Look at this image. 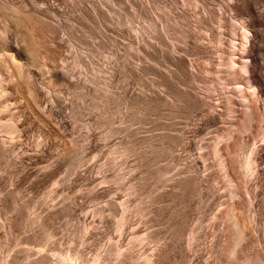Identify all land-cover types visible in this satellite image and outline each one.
<instances>
[{"label": "rangeland", "instance_id": "1", "mask_svg": "<svg viewBox=\"0 0 264 264\" xmlns=\"http://www.w3.org/2000/svg\"><path fill=\"white\" fill-rule=\"evenodd\" d=\"M231 2L232 0H139V16L136 25L138 24L137 26L140 28V55L138 56L140 61L137 59L140 69L137 79H134L137 86L132 84L134 80L130 83L131 79L127 83L128 85L130 83L127 86L129 88L125 89L127 92H122L124 89L117 88V85L114 88L117 97L124 93L123 95L131 100L134 89L132 87H136L134 91H138V102L134 111L123 106L119 113H117V109H119L120 103L117 98L106 99L103 109L99 111H93L90 100L86 98V103L82 105L79 115L71 112V106L66 107L63 116L71 122L74 139L80 141L81 137L88 136L84 149L78 148L76 141H74L73 147H64L65 144L63 145L62 140L65 138V131L59 125L60 117L58 119L57 115L54 117L48 113L51 115V120L47 113L45 114L40 108H37L38 104L35 106L33 104L36 107L33 109L32 106L33 112L32 110L30 112V108L24 107L22 110L25 111L23 112V114L25 113L24 118L22 117L20 121L24 125L21 144L15 146L14 153L7 154L0 150V264H36L34 261L39 256L28 263L26 255H28V251L32 257L38 251L50 249L51 244L44 242L46 233L52 235L51 241L58 244V249H62V247L70 249L72 261H74V251L78 249L88 261H92L98 253L104 252L102 260L95 264H134L133 256L134 258L140 257V255L145 256L153 250L165 248L168 251L165 252L162 264H200L196 260L193 262V259L189 257L184 258L186 255L185 245L188 243L187 237H189V233H193V237L201 239L206 247L215 241L213 234L218 232V229L215 231L216 228L213 224L215 217L220 219L222 216L226 220L230 218L225 215L226 212H222L224 208L219 205L221 190H217L219 193H214L211 197L206 196L204 192L209 188V185L216 189L211 181H207V178L199 185V188L204 191L202 195L189 194L187 197L192 195L189 199L184 198V200L177 201L180 205L175 204L177 202L170 198L169 193L171 192L169 191L172 189L170 187L172 178L177 170L185 167L189 158L188 154L192 155L198 152L195 147L192 151H185V142L192 141L194 144H201L203 138L206 137L196 129L201 125L208 112L195 105L194 97L209 100L216 106L218 93L210 91L211 77L209 75L211 73H205L206 70L204 72L199 70L193 76L185 72L178 64L177 72L174 73L179 78L177 85L170 81V72L168 71L175 69L176 60L179 63L182 61L188 63L189 61V65L200 62L205 68H211V59H214L215 55L209 47H201V43L198 44L193 39L192 35H195L193 31L199 35L201 40L207 42L208 37L213 39L214 33L215 35L220 34V27L224 24L221 27V33L225 38L215 53H227L225 51L230 49L235 34L237 39L235 43L237 46L239 45L243 30L241 31L240 23L231 17L229 11ZM211 8L217 10L218 17L220 16L219 9H221L222 18L211 20L209 15ZM157 17L160 18L161 25L156 23ZM184 31L191 34L192 37L189 36L186 42L181 39V33ZM173 42L178 50L175 56L169 52V47ZM237 49L235 48L236 53ZM107 51L109 49H104V52L107 53ZM238 57L239 55H236L235 58L240 61ZM224 75L228 83L233 82L234 76ZM240 75L242 76V74ZM190 76L195 79L193 83ZM118 79L119 74L116 73L115 81ZM183 81L191 82V87H188L187 90L183 89ZM186 92L191 97L187 96ZM234 92L238 100L236 101L239 114L242 115L246 111V103L242 102L237 91ZM39 100L37 97V102ZM253 102L257 106L258 103L254 100ZM257 110L258 117L260 120L263 119L262 109ZM119 127L126 129L124 133H117L107 140H101L100 135L103 131ZM220 132L219 135H223L225 131ZM216 136L218 135L212 134L211 137H207L208 140L205 139L210 146L206 149V152H209L208 156L211 154ZM62 137L64 138L62 139ZM36 140L42 145L37 146ZM176 140L177 142H175ZM239 141L238 144L241 147L244 146V150L239 147L238 153L232 154L236 161V168L238 167L237 160L240 161L243 152L251 148V144H253V141L242 138L240 143ZM125 148L132 149L125 155L126 157L121 156V152ZM114 149L117 153L110 155ZM62 150L64 154L61 153ZM224 150L225 157L231 156L227 149ZM175 155H179L181 158L178 162L173 163ZM210 156L211 163L216 169H214L215 174L222 182L219 186H222L226 183L223 173L219 170L216 158ZM79 157L82 159L81 161L78 160ZM186 159L187 161H185ZM73 163L74 170L70 168ZM77 163L79 165L75 167ZM203 170L202 168L199 172V174L202 172L200 175H205L206 172L204 171V173ZM206 182H209V185ZM201 185L202 187H200ZM243 193L242 199L240 198L243 203H241L239 212L245 218L253 210L249 205L248 195L244 191ZM234 197L237 199L236 196ZM111 200L115 201L116 210L121 211L122 205V208L125 209L126 223L121 236L116 233L118 228L113 225V222L118 220V217H114L115 209H112V213L108 211V204ZM183 202L190 206L186 208ZM182 205L185 208H182ZM128 207H131L130 211H126ZM99 208H107L104 213V218H106L104 221H100V218L95 214V211L100 210ZM178 209L180 211L182 209L181 213ZM184 212H188L189 214H187L190 216ZM34 215L43 219L41 223L36 222V225L32 227L30 217ZM252 215L251 212L247 219L249 220ZM175 220L180 221L179 223L182 221L181 225L185 230L182 240L181 238L176 239L173 235ZM230 220L232 222V219ZM183 221L185 224L188 222L187 225H184ZM84 225L90 228L89 233H84ZM221 227L222 230L223 226ZM249 230H251L249 235L241 240L247 241L248 237L253 236L254 230L251 227ZM199 231L201 235H199ZM255 236L254 233L251 239H256ZM136 237L140 238V242L136 241ZM233 237L231 241H234L235 236ZM172 239L174 243H172ZM116 241H120L118 243L120 249L114 245L113 242ZM158 241H162V243L158 245ZM257 243L255 242V246L253 245L254 250L253 246L251 250L250 248L247 250V254H250L249 257L252 259H256L257 255L254 254L256 251L258 253L260 249L259 253L262 252L260 247H263L264 250V244L259 246L260 243ZM130 248L132 249L130 250ZM179 248L183 250L181 251ZM116 249L122 251L120 261L123 260V262L117 263L116 253L118 251ZM127 250H129L128 253H126ZM180 251L184 252L180 253ZM106 253H112V256L106 255ZM262 253L264 254V251ZM224 254L225 257L228 256V253ZM48 256L50 257V255ZM142 263H144V259H142ZM235 263L238 264V262ZM256 263L261 264L260 261H256ZM239 264L242 263L239 262Z\"/></svg>", "mask_w": 264, "mask_h": 264}, {"label": "bare ground", "instance_id": "2", "mask_svg": "<svg viewBox=\"0 0 264 264\" xmlns=\"http://www.w3.org/2000/svg\"><path fill=\"white\" fill-rule=\"evenodd\" d=\"M138 2L139 0H0V150L7 154L14 153L15 146L21 144L23 139L22 127L24 125L20 121L25 114H23L25 111L22 110L27 107L30 108L31 112L33 104L34 106L38 104L37 108H40L45 114L57 115L58 119L60 117L59 125L65 131V138L62 137L66 141L62 140L63 145L65 144L64 147H73L74 141H76V146L80 149H84L88 136L81 137L80 141L74 139V129L71 122L63 116L66 107L71 106V112L79 115L81 114L82 105L86 103V98L90 100L93 111L103 109L106 99L117 98L120 103L117 113L122 110L123 106L131 110L134 109L138 102V91H134L136 87L131 85L132 89L134 88L131 100H128V97L123 95L124 93L117 97L114 88L117 85V88L124 89L122 92L126 91L129 88L127 86L134 79H137L139 73L140 68L137 61L140 55V28L137 26L138 24L136 25L139 16ZM216 11L215 8H211V11H209L211 20L222 18L221 9H219V17ZM229 11L232 19L238 21L242 28L241 31L243 30L238 46L235 43L237 40L235 34L230 49L225 51L227 53L222 51V53L219 52L220 54L215 53L225 38L224 34L221 33V27L224 24L220 27V34L215 35L214 33L212 35L213 39L208 37L207 42L201 40L199 35L193 31L195 33V35H192L193 39L198 44L201 43V47H209L215 55L214 59H211V68H205L200 62L189 65V61L188 63L185 61L179 63L176 60L175 69L168 71L170 72V81L177 85L179 78L174 73L177 72L178 64L185 72L192 75L199 72V70L200 72L206 70L205 73H211L209 75L211 77L210 91L218 93L216 106L209 100L194 97L195 105L199 109H206L205 111L208 112L201 125L196 129L197 132L206 135V137L203 138L201 144H194L192 141L185 142V151H192L195 147L198 152L194 153L195 155L188 154V161L185 160L187 163L184 161L185 167L176 171L172 178V186H170L172 189L169 191L171 192L169 195L176 202H179V199H189L193 194L202 195L204 191L199 188V185L208 178L207 181H211L216 189L211 188L209 182H206L209 188L204 187L206 189L204 194L211 197L221 190V203L219 205L224 208L222 212H226L225 215L230 217L228 220L223 219L222 216V219L215 217L213 224L216 228L215 231L218 229V232L213 234L215 241H212L209 246L207 245L208 247L205 244L203 245L201 239H195L193 233H189L190 238L187 237L188 243L185 245L186 255L184 258L189 257L193 259V262L196 260L200 264H236L235 262H238V264L239 262L242 264H257L256 261L264 264L263 247H260L262 248L261 253H259L260 249L258 253L257 251L254 253L257 255L256 259H252L249 257L250 254H247V250L249 248L251 250L255 242H259L260 244L257 243L259 246L262 243L264 244V117L260 120L257 112V109H262L264 116V0H232ZM156 21L158 25H161L159 17L156 18ZM190 35L184 31L181 33V39L186 42ZM106 48L109 49L107 53L104 52ZM235 48H238L237 53ZM169 52L173 56L177 55L178 50L174 42L169 47ZM236 55H239L238 60L240 61H237ZM116 73L119 74L117 81H115ZM224 74L234 76L233 82L228 83ZM239 74H242V76L240 75V77ZM191 78L193 83L195 79L194 77ZM135 80L132 84L137 86ZM128 82H130L129 85ZM190 83L184 82L183 89L187 90L188 87H191ZM234 91H237L242 98L241 100H243L242 102L246 103L244 115L239 114L238 100ZM186 94L191 97L189 93L186 92ZM37 97L41 101L37 102ZM253 100L258 103L257 106H255L256 103ZM34 106L33 109L36 108ZM51 115L48 116L50 119ZM124 130L126 129L122 127L108 128L100 135L101 140H107L117 133H124ZM222 130L225 131L224 134L219 135ZM212 134L218 136L212 144L210 154L212 156H209L216 158L217 165L220 167L219 170L223 173L226 183L222 186H219L221 181L219 176L215 174L216 169L211 163L212 158H209V152H206L209 142L205 139L211 137ZM41 135L43 136V134ZM37 137L40 138L41 136ZM241 138L253 141V144H251V148L243 152L242 159L237 160L238 167L236 168V161L232 154L238 153L239 147L241 150L244 147L238 144L239 140V143L241 142ZM177 140L179 139L177 138ZM40 144L41 142L36 143L37 146ZM66 148L64 149L66 150ZM224 149H227L231 156L225 157L226 155L223 154ZM131 150V148H125L121 152V156L127 155ZM61 153H63V150ZM116 153L117 151L114 149L110 152V155ZM179 155L174 156L173 163L180 160ZM78 160L81 161L82 159L79 157ZM77 165L79 163L75 167ZM70 168L74 170V163ZM202 168L204 169L203 172H206H204L205 175H200L202 172L199 174ZM243 191L248 195L249 205L253 208H251L253 211H250L249 214L253 213L251 218L248 220L249 215L245 216L247 221L239 212L241 203H243L240 200L242 194H244ZM189 194L192 195L187 197ZM178 202L175 204H178ZM183 204L186 203L183 202ZM115 205V201L111 200L108 204V211L112 213V209H115L114 217H118V220L113 222L114 224L111 223L118 228L116 233L121 236L126 223V213L125 209L122 208L123 205L120 207L121 211L116 210ZM189 206L190 204L185 205L186 208ZM185 207L182 205V208ZM219 209L221 210V207ZM130 210L131 207L126 209V211ZM178 210L181 213L182 209L181 211ZM106 211L107 208L95 211L100 221L106 219L104 218ZM187 213L184 212V214ZM184 214L180 215L190 218L188 217L190 216L189 213L188 216H184ZM32 217L34 218L32 219ZM30 219L32 227H34L36 222L41 223L43 218L34 215ZM230 219H232V222ZM105 221L107 223V220ZM184 221L183 224L187 225L188 220L186 224ZM179 222L176 221L174 232H172L176 239L181 238L182 240L185 230L181 225L182 221ZM221 226H223L222 230ZM250 227L254 230L256 239H251L254 236L252 231L253 236L248 237L247 241H243L249 235ZM89 231L90 228L84 225V233H89ZM173 235L171 236L173 237ZM199 235H201L200 231ZM233 236H235V239L231 241ZM51 238L52 235L46 233V239H44L46 241L44 242L51 244L48 251L46 249L38 251L32 257H30V251H28V255H26L28 263L39 256L34 263L95 264L101 261L102 255H104V252L98 253L92 261H88L87 258L81 255L80 250L76 249L74 251V261H72L70 249L63 247L58 249V244L51 241ZM139 240L140 238L136 237V241L140 242ZM183 241L185 240L183 239ZM113 243L118 247L120 241ZM160 243L162 241H158V245ZM175 248L173 249L175 250ZM166 250L168 251V249L159 248L151 251L149 255H140L136 258L133 256L134 264H162ZM181 251L180 253L184 252ZM224 253H228V256L225 257ZM106 255L112 256V253H106ZM116 255L118 257L117 263L123 262V260L120 261L122 251H118ZM142 259H144V263H142Z\"/></svg>", "mask_w": 264, "mask_h": 264}]
</instances>
